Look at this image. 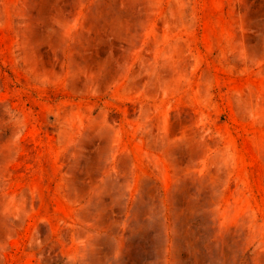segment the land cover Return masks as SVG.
Returning <instances> with one entry per match:
<instances>
[{
  "label": "rangeland",
  "instance_id": "1",
  "mask_svg": "<svg viewBox=\"0 0 264 264\" xmlns=\"http://www.w3.org/2000/svg\"><path fill=\"white\" fill-rule=\"evenodd\" d=\"M0 264H264V0H0Z\"/></svg>",
  "mask_w": 264,
  "mask_h": 264
}]
</instances>
